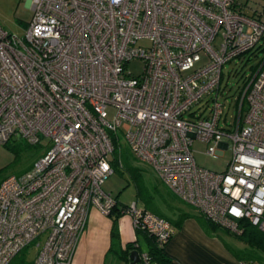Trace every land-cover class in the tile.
Instances as JSON below:
<instances>
[{"label": "built area", "instance_id": "obj_1", "mask_svg": "<svg viewBox=\"0 0 264 264\" xmlns=\"http://www.w3.org/2000/svg\"><path fill=\"white\" fill-rule=\"evenodd\" d=\"M24 36L0 25V145L22 138L44 154L0 184V264L31 244L34 264H73L121 137L183 203L212 224L264 232V62L247 81L233 130L221 127L225 64L264 43V5L250 0H33ZM145 42V43H144ZM141 60L138 76L130 63ZM212 99L209 114L196 106ZM48 145H43L44 140ZM231 156L223 172L197 164ZM135 230L170 243L169 221L128 206ZM140 264H150L142 254Z\"/></svg>", "mask_w": 264, "mask_h": 264}, {"label": "rangeland", "instance_id": "obj_2", "mask_svg": "<svg viewBox=\"0 0 264 264\" xmlns=\"http://www.w3.org/2000/svg\"><path fill=\"white\" fill-rule=\"evenodd\" d=\"M250 3L252 5L258 4L262 7L264 5V0H250ZM32 4L33 0H0V25L10 33L24 36L27 30V24L33 15ZM252 52L253 53L247 54L245 57L235 58L231 62L225 64L223 68V79L219 93V102L224 106V115L221 121L222 128L233 130L232 126L237 121L236 118L238 117L239 106L243 98L247 81L253 73L252 66L256 65L258 59L263 56V53L258 51V46H256ZM248 58L251 59L247 60ZM143 67L144 63L141 60H134L130 63V69L135 76L143 72ZM215 98L216 94H213L208 102L207 99L204 100L200 105L196 106L195 109H197L198 113L200 111H205L208 115L211 107H213L211 100ZM43 142V145L49 144V141L46 139ZM121 142L123 148L122 155L126 153V166L141 171L142 181L149 191L155 194V203L160 205L164 203L165 200V202L171 204L174 197L160 181L154 170L133 157L128 146L124 143L123 136L121 137ZM12 146L18 149V153L10 149ZM208 147V144L195 141L193 151L197 164L212 171L223 172L227 166L231 152L228 151L223 156H210L207 153ZM43 154L44 151L42 148L31 146L22 138H13L8 145H0V184L9 176H19L29 171L34 162ZM121 168H123L121 164H119V168H114V172L106 179L103 190L113 198H118V201L124 205L131 206L134 203H138L139 206H142L139 197H137L136 183L131 175L125 169L122 170ZM161 208L163 209V206H161ZM185 210L191 211L192 209L185 208ZM207 233L211 237L214 235L213 238H218V242L225 248L229 247L236 250L246 249L245 244L240 242L234 235L228 234L222 229H219L213 234H210L212 232L209 231H207ZM36 245V243L31 244L26 252L27 258L32 264H34V260L38 253Z\"/></svg>", "mask_w": 264, "mask_h": 264}, {"label": "crops", "instance_id": "obj_3", "mask_svg": "<svg viewBox=\"0 0 264 264\" xmlns=\"http://www.w3.org/2000/svg\"><path fill=\"white\" fill-rule=\"evenodd\" d=\"M171 194L178 200L172 192ZM174 199L171 204L166 202L163 209L167 213L171 211L169 215L175 221H178L183 214H189L180 229H175L170 223L174 230V236L167 245L166 251L174 259V264H242L218 242V238H213L214 235L212 237L208 235L201 222L200 216H203L202 213L183 203L180 199L181 203ZM140 207L144 208L143 206ZM185 208H191L192 210L187 211ZM111 230V219L103 216L97 210H92L85 233L79 242L73 264H126L111 251ZM119 231V250H125L128 244L140 239L142 254H146V244L143 236L137 235L130 216H124L119 220ZM142 254H139L140 258ZM150 264L156 263L150 262Z\"/></svg>", "mask_w": 264, "mask_h": 264}, {"label": "trees", "instance_id": "obj_4", "mask_svg": "<svg viewBox=\"0 0 264 264\" xmlns=\"http://www.w3.org/2000/svg\"><path fill=\"white\" fill-rule=\"evenodd\" d=\"M258 51H261L263 53V56L260 59H258L256 65L252 66L253 73L251 75H254L259 70L262 63L264 62V43L263 44L260 43L258 45ZM250 53H253V52L248 51L244 53L241 57H245L247 54H250ZM250 59L251 58H248L247 60H250ZM10 149L13 152L18 153L17 151L18 149L15 146L10 147ZM125 156H126V153H123V155L121 156L122 159L120 163L118 161V152H116L114 156L115 159L113 162V168H119V164H121V167H123L121 169L122 170L125 169L131 175L132 179L137 185V197H139V200L141 201L142 206L144 207L143 209L146 211H150L151 213L155 215H158L160 217L167 219L173 225L175 229H180L184 220L189 217V214H183L178 221H175L174 218L171 215H169L171 211L167 213L164 210L163 212V209L161 208V206H163V208L165 207V204H166L165 200H164V203L160 204L161 206L155 203V198H154L155 194L151 193L149 189L147 188V186L142 181L141 171L139 169L126 166ZM115 199L117 201V205L112 209L111 214L108 216L112 221L111 251H113L115 255L118 256L121 260H123L126 264H131L130 256L133 252H138L140 255L143 253L142 243L140 242V239H137L136 242L128 244L125 250L118 249V244L120 242L119 220L122 217L126 216L125 212L128 208V205H124L120 203L118 201V198H115ZM177 201H180V200L178 199ZM200 217H201V222L203 224V227L207 231L212 232L210 234L216 233L219 229H222L226 233L234 235L240 242L246 245L245 250H236V249H232L229 247L226 248L233 255V257H235L242 264H254V263L263 264L264 262V232L260 231L257 227H255L251 223L245 222V223H242L240 226V229H241L240 233H232L217 225L212 224L204 216L201 215ZM136 232L138 236L140 235L143 236V240L145 241V244H146V254H148L150 258V262H155L156 264H174V259L166 251L168 244L165 246H160L157 242V239L154 236L148 234L145 231L138 230V229L136 230ZM27 250L28 249L26 248L21 254H19L11 262V264H32V262L29 261V259L27 258V255H26Z\"/></svg>", "mask_w": 264, "mask_h": 264}, {"label": "water", "instance_id": "obj_5", "mask_svg": "<svg viewBox=\"0 0 264 264\" xmlns=\"http://www.w3.org/2000/svg\"><path fill=\"white\" fill-rule=\"evenodd\" d=\"M131 264L141 263V258L138 252H133L130 256Z\"/></svg>", "mask_w": 264, "mask_h": 264}]
</instances>
